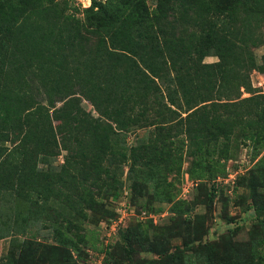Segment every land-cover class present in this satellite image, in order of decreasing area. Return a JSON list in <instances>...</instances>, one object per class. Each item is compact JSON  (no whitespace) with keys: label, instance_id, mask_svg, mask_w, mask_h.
Masks as SVG:
<instances>
[{"label":"trees","instance_id":"trees-1","mask_svg":"<svg viewBox=\"0 0 264 264\" xmlns=\"http://www.w3.org/2000/svg\"><path fill=\"white\" fill-rule=\"evenodd\" d=\"M261 46L264 0H92L81 11L0 0V241L10 246L0 264H76L67 224L116 199L124 174L174 217L126 228L104 264H264V93L250 81L264 77ZM242 143L261 157L229 194L216 180ZM184 158L191 178L212 180L200 186L207 202L246 187L258 242L196 248L204 216L189 223L192 207L174 202L168 181Z\"/></svg>","mask_w":264,"mask_h":264},{"label":"rangeland","instance_id":"rangeland-1","mask_svg":"<svg viewBox=\"0 0 264 264\" xmlns=\"http://www.w3.org/2000/svg\"><path fill=\"white\" fill-rule=\"evenodd\" d=\"M67 1L72 10L76 8L81 11L89 7L92 0ZM98 1L105 2V0ZM147 1L149 5H152V0ZM253 53L256 60L260 61L261 56L264 54V46L258 47ZM216 61L217 58L215 57H206L204 59L205 63H214ZM250 81L252 87L256 89V91L264 93V77L262 75L252 72L250 74ZM246 96L248 95L245 94L244 97ZM57 105H59L58 102L55 103V106ZM82 105L87 111L94 114L88 102L83 101ZM147 135L148 132L145 131L143 136L147 137ZM134 140V134L127 136L128 144H132ZM253 153L250 145L242 143L234 155L235 158L225 162V170L234 169L239 165L238 162L243 161L245 158L249 162V165L247 171L243 173L241 177H246L245 175H247V172L255 167V165L253 167L252 165L261 157V154H259L258 157L255 158L256 160L252 161ZM64 155L65 153H62L61 156H59V162L63 159ZM188 161V158H184L180 175L178 177L170 176L168 181L173 185L170 188V192L171 194L174 193L172 195H175L174 202H181L184 206L192 207L186 217L189 219L187 220L189 223L193 224L196 217L204 216L203 225L205 234L201 241L194 243V245L197 246L196 248H203L202 246H204L205 243H221L224 240L240 244L258 242L261 235L253 230L256 226V221L253 219L252 210H250V200L248 199L246 187L240 185L232 198L221 196L226 194L224 191H222V193L218 192L212 197L211 201L207 202L204 191L200 189V186L202 184L208 187L211 185L212 180L209 181L208 179H204L198 181L191 178L188 171ZM221 163H223V161ZM185 177L193 182L194 187L189 191L187 197L183 199L181 197V187ZM130 185V182L126 179L124 174L116 199H112V197H103L99 199V207L97 210L85 212L86 218L84 220L79 217L77 220L72 221V224H67V229L69 228V230H71L70 235L72 239L78 245L77 251L73 252L74 257L78 254L80 255V259H75L77 262L76 264H104L107 253L111 252L114 245L119 241V234L130 226L148 224L149 221H152L153 227H158L157 229L172 225V217H174V214L170 213L171 204L156 200L152 189H148L146 193L144 192L142 195L138 196V193H133ZM124 201L128 202L131 212L124 218L120 226L115 227L114 231L111 229V226L113 221L118 217L117 212L121 208V203H124ZM142 210H146L150 213H146ZM164 213H166L165 216H159ZM150 216H154L155 218L158 217L156 219L157 221L153 222ZM64 226L65 225L61 226V229L66 231ZM236 228H238V230H235ZM173 234H176V232H173ZM180 235L182 237L171 240V250L176 247H181L184 237L185 239H190V236L185 232ZM191 238H193V236H191ZM47 241L49 244H53L51 239ZM9 250V241H0V259L6 257ZM140 256L145 259L157 258L155 254L149 252L142 253ZM27 262L28 260L24 261L22 264H28Z\"/></svg>","mask_w":264,"mask_h":264},{"label":"built area","instance_id":"built-area-1","mask_svg":"<svg viewBox=\"0 0 264 264\" xmlns=\"http://www.w3.org/2000/svg\"><path fill=\"white\" fill-rule=\"evenodd\" d=\"M239 165L235 169H229L228 174L226 178L221 179L218 178L216 180L217 183L222 184L225 186V189H227V192L230 194L232 192L233 186L235 185L236 178L240 175H242L246 169L248 168L249 162L244 158L243 161L238 162ZM194 187L193 182L189 181L187 177L184 178V182L181 187V197L185 199L187 197V194L189 191ZM131 212L129 204L124 201V203H121V208L117 212L118 217L113 221V224L111 226V229L115 231V227L120 226L123 223V220L125 217L128 216V213ZM166 213L159 215V216H165ZM151 219H153L154 222H156L157 218L154 216H150Z\"/></svg>","mask_w":264,"mask_h":264}]
</instances>
